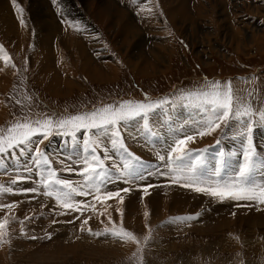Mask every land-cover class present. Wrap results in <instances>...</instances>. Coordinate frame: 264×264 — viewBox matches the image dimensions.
Masks as SVG:
<instances>
[{"label":"rangeland","instance_id":"1","mask_svg":"<svg viewBox=\"0 0 264 264\" xmlns=\"http://www.w3.org/2000/svg\"><path fill=\"white\" fill-rule=\"evenodd\" d=\"M167 1L17 0L21 13L13 7L12 0H0V11L5 12H0V129L17 122L38 128L36 121H52L49 128L40 129L26 144L0 154L4 164L0 168V184L6 186L21 177L20 181L31 180L37 188L42 177L47 176L46 169L51 167L58 178L73 181V186L79 183L75 186L80 187L84 179L75 166L82 163L85 152L101 159L107 156L104 171L118 173L123 151L113 147L110 132L77 129L71 123L60 127L61 121L105 106L118 107L129 101L160 104L150 109L146 118L135 117L117 126L125 146L141 158L139 168L160 166L159 170L167 160L155 157L157 145L152 144L154 150L151 146L143 150L146 142L137 139L155 140L162 126H152L150 118L160 114L165 117L177 106L197 110L205 119L206 114L189 106L195 101L184 99L185 94L209 90L208 86L215 81L222 85L230 83L240 104L264 109V0H171L172 4ZM256 23L263 27L262 31L253 40H241L244 32H254ZM165 57L168 62H164ZM252 120V142L258 152L264 146L259 149L255 137L258 133L264 135V122L258 117ZM131 123H137L138 128L130 130ZM146 123L151 131L145 129ZM233 124L237 125L236 131L230 135L229 126ZM172 127L175 126L169 129ZM242 128V121L232 118L227 126L222 124L211 135L200 139L197 136L188 147L207 149L202 154L207 171H214L221 159L220 151L225 153L224 167L237 168L241 159L237 143ZM85 140L89 141L87 146ZM37 147L47 156L49 165L34 163ZM66 148L71 152L64 151ZM92 148L96 149L94 153ZM75 152L83 155L77 164L67 156ZM29 168L34 176L27 174ZM166 183L165 186H172ZM133 186L131 194L120 192L124 196L122 205L116 198L101 203L94 199L97 194L92 196L89 191V195L76 196L82 200L73 198L81 204L94 205L96 211L92 207L81 211L64 209L52 197L48 205L38 204L43 209L32 200L27 202L28 209H17L21 198L8 199V204L15 207L0 208V220H8L7 234L0 236V264H264V205L238 201L232 209L236 210L233 218L205 215L208 205L204 203L177 206L176 200L166 198L163 218L153 220L156 201L148 198L144 203L145 197L140 193H144L145 186ZM39 192L32 193L38 198L47 197ZM9 194L5 193L6 198ZM0 197L7 201L4 193ZM141 201L143 204L139 205ZM253 205L257 208L254 212ZM140 206L144 208L140 210ZM118 207L123 215L116 211ZM240 209L244 211L241 213ZM189 216L195 218L175 219ZM230 217L233 221H224L221 226L220 220H216ZM85 219L87 225L83 224ZM197 219L202 226L209 223V228L218 227L200 230V223L195 224ZM113 225L131 231L137 242L125 243L110 235L92 234L103 233Z\"/></svg>","mask_w":264,"mask_h":264},{"label":"snow or ice","instance_id":"2","mask_svg":"<svg viewBox=\"0 0 264 264\" xmlns=\"http://www.w3.org/2000/svg\"><path fill=\"white\" fill-rule=\"evenodd\" d=\"M13 7L17 9L18 12L22 13V9L17 6V0H12ZM21 25L24 24L23 19H20ZM0 51H2V46H0ZM5 62H9V58L5 54ZM209 90L201 92H189L183 96L184 99L194 100L195 103L189 106H194L201 112L206 114V118L203 122L199 123L198 127L192 129V134L183 133L178 137L173 138L172 143L165 155L157 153V157L160 161L167 160L170 171L176 173L172 175L171 182L175 184H180L181 187L191 188L193 191L204 193L206 195L216 197L223 201L226 199L236 200V201H255L259 205H264V182L257 183L254 179L256 173H260L264 176V153H258L255 145L252 142V127L251 123H255L252 120L253 117H258L260 122H264V109H253L250 104H240L238 101L230 83H224L215 81L208 86ZM161 103H167L163 101ZM160 104L153 103H140V102H124L118 107L105 106L101 109L92 112L87 115H77L71 117L68 121H61L60 127H64L66 124H73L77 129H99L104 132H110L113 139L111 143L114 148H118L123 151L125 158L122 163V167L117 170L121 177H126L128 180L134 179H144L143 175H138L139 166L141 165V158L135 156L131 153L125 146L123 139L120 136L118 125L122 121H128L135 117L146 118V114L150 109L159 107ZM236 118L242 121L243 128L239 133L240 143H241V159L238 163L237 170L234 177L225 183H220L217 181H210L202 179V173L197 175V170L203 165L204 161L202 154L207 151V149H189L188 144L194 142L196 137H204L206 135H211L217 129L221 128L222 124L227 126L228 122ZM39 125L38 128L32 127L28 122H17L7 129H0V154L6 153L10 149L18 146L24 145L29 142L32 136L38 132L40 129H47L51 126V120L36 121ZM145 129L151 131L148 128L147 123L145 124ZM153 135H155L153 133ZM245 139L247 143H245ZM85 145L89 144L88 140H85ZM99 147L96 141H92ZM220 143L219 140L216 142ZM96 151L92 148V152ZM36 159L34 163L36 165H49V160L47 156L42 152V150L37 147L35 149ZM220 160L217 161V166L213 171V175L219 176L221 171V166L224 163L225 153L220 151L218 153ZM229 156H235L236 153H229ZM108 159L105 156L101 159L97 155H91V159L85 158L84 167L80 173L84 179L85 186L92 188L96 186L97 181L102 182V178L107 177L108 173L104 171L105 163L104 161ZM4 167L2 161H0V168ZM115 167V165H114ZM29 172L31 168L27 169ZM47 176L42 177L40 185L44 189L43 195L47 197H52L56 200L59 207L72 210L81 211L82 208L87 209L92 207L93 211H96L94 205L81 204L76 202L73 198L77 195H89L87 191H83L82 187L73 186V182L67 179H60L57 177L56 171L52 170L51 167L47 169ZM21 177L11 180V184H16ZM148 185L144 188L145 195L148 194ZM38 188L26 189L25 191L36 192ZM97 195L94 197L97 201L103 203L104 201L116 198L119 204L124 203V196L120 192L128 193L129 188H123L116 192H106L100 195V188L95 187ZM13 189L11 187H6L0 184V193H11ZM15 204L0 205V208H6L12 210ZM107 211V209H105ZM117 212L123 215L122 209L117 208ZM102 215L104 213H101ZM145 217L148 216V212L144 213ZM198 215V214H197ZM194 216L189 217H177L175 219H194ZM109 222L111 223V215L109 214ZM84 225L88 224V219L83 221ZM8 226L7 218L0 220V236L6 235V228ZM91 233V229H89ZM93 235H110L113 238L121 242H137L136 237L131 231L125 230L123 226L116 227L113 225L112 228H105L104 232L92 233ZM149 237H145L147 240ZM7 243V241H3Z\"/></svg>","mask_w":264,"mask_h":264},{"label":"bare ground","instance_id":"3","mask_svg":"<svg viewBox=\"0 0 264 264\" xmlns=\"http://www.w3.org/2000/svg\"><path fill=\"white\" fill-rule=\"evenodd\" d=\"M169 1V0H168ZM166 2V3H171L172 4V1L170 0L169 2ZM168 5V4H167ZM166 5V6H167ZM4 4L1 3V7H3ZM242 8V7H241ZM7 10V9H6ZM2 13L4 12L3 9L1 10ZM0 11V12H1ZM5 13V12H4ZM3 15V14H1ZM5 18V17H4ZM4 21V20H3ZM8 23V22H7ZM262 23L263 20H262ZM249 27V26H248ZM252 27V26H251ZM255 27V25H254ZM262 26L259 25L258 23H256V28L254 29V32H251V31H246L244 32L245 33V36L243 35L241 37V40H245V41H250V40H253L255 38V36L257 34L260 33V30L262 31ZM247 29V28H246ZM245 31V30H244ZM165 60L164 62H168V58L166 59V57L163 59ZM207 65V64H206ZM175 109H177L176 111L174 112H171V113H165V117H161L162 115L160 114L159 116L156 117H151L150 121L152 126H157V125H161L162 128L159 129V133H158V137L155 139V140H149V139H143L142 137H140L141 139H137V141H140V140H144L146 142V145L143 144V146L141 147L143 150H145L144 148H147L149 146L153 147L152 144L154 146L157 145V152L156 153V156L157 157V153H160L161 155H165L168 148H169V145L172 143V140H173V137H178L179 135L183 134V133H192V129L194 127H198L199 123L203 122L204 118L202 117V115H200L199 111L197 110H189V109H185V108H181V107H176ZM169 116V118H168ZM155 118V119H154ZM154 119V120H153ZM166 121V122H165ZM172 122V123H171ZM144 125V124H143ZM175 126L174 128L172 127V129H169L170 126ZM142 127V126H141ZM230 127V135L231 134H234L235 133V129L237 127V125L233 124V126L231 127V125L229 126ZM135 128H138L137 127V123H131L130 124V127L129 129L130 130H134ZM142 129V128H141ZM227 129V128H226ZM259 129V128H258ZM146 133V132H145ZM257 133V132H256ZM135 134H138L137 131ZM261 136V137H259ZM150 137V136H149ZM152 137V136H151ZM224 137V136H223ZM97 138V137H96ZM133 138V137H132ZM228 141H234L236 142V139H232V138H229V137H225ZM104 140H108L107 137H103ZM129 139V138H128ZM200 139V137H199ZM256 140H258L257 144H258V147L260 146H264V135H262V133H258L255 137ZM95 140V139H94ZM110 140V139H109ZM133 140V139H132ZM105 142V141H104ZM131 142V141H129ZM197 142V141H196ZM195 142V143H196ZM137 143V142H136ZM138 144V143H137ZM256 144V145H257ZM129 145L131 146V143H129ZM140 145V143H139ZM237 146L241 148V145L240 143L238 142L237 143ZM222 147V146H221ZM259 147V149H261ZM156 148V147H155ZM220 148V147H219ZM235 148H237L235 146ZM63 149V148H62ZM154 150V147L152 148ZM148 150V149H146ZM66 152H71L70 150H68L67 148L64 150ZM83 151V148L81 150V152ZM142 151V150H141ZM151 151V149H150ZM62 152V151H61ZM84 152V151H83ZM260 153H264V150L261 149V151H258ZM66 154V153H65ZM121 154V152H120ZM144 154V153H143ZM148 155H149V152H148ZM147 155V156H148ZM155 155V154H154ZM66 156V155H65ZM67 156H71L73 157V159H69L71 161H73L74 163L77 164V162H79L78 160H81L80 158H82V154H77L76 152L75 153H68ZM151 156V155H150ZM70 157V158H71ZM90 157L91 155L88 154L87 152H85V156H83V161L82 163H80L79 166H75L76 169H80L81 172L83 170V167L85 166L84 165V160L85 158H88L90 160ZM63 158V157H62ZM115 158H118V157H115ZM122 158L124 159L125 158V155L122 153ZM206 159V158H205ZM204 159V160H205ZM119 160H120V157H119ZM159 161V160H158ZM81 162V161H80ZM121 162V160H120ZM112 163V162H111ZM158 163V162H157ZM70 164V163H69ZM160 164V163H159ZM74 165V164H73ZM58 166V165H57ZM66 166V165H65ZM233 165H228V167H224L221 166V171H220V175L219 176H216V175H213V172H210L209 169L208 171L206 170V167L203 165L201 168H199L197 170V175L199 174H203L201 176L202 179H206V180H210V181H217V182H220V183H225L227 181H230L234 175H235V172L237 170V168H232ZM67 168V167H66ZM160 166H155L154 168L151 167V166H146V165H143V168L140 169L139 168V172H138V175H143L144 179H134V180H128V182H125V180L127 179L126 177H121L120 176V173L118 171V173L116 172H112V171H106L108 173L107 177H104L102 178V182L100 181H97V184L96 186H98L100 188V195H103L104 193L106 192H116V191H119L123 188H129L130 191L128 193H125V194H131L133 192V190L135 189V187L133 185L135 184H138L139 183H143V185L146 187L148 186L146 183H149V185H151L150 189H149V192H152L151 194L148 193V197H146L145 195H142L144 194L143 192L140 193L141 196H144L145 197V200L143 201L144 203H146L147 199L150 198L152 201H156V204L153 205V211H152V215H153V220H154V217H156V219H160V218H163V208L166 206V201L165 199H169L171 201H177V206H182V205H188L189 203L192 202V204H196V205H200L202 203L204 204H207L208 206V209L204 211V214L205 215H213V216H221V215H231L232 217L235 216V212L236 210H232L234 209V205L237 204L238 201L236 200H231V199H226V200H219L218 198L216 197H212V196H209V195H206L204 193H200V192H196V191H191L189 189H181V186L180 184H175V183H172L171 182V177L172 175H175L176 173H173L170 171V168H169V165H168V162L166 161V164H165V167L162 168V170H159ZM153 169V170H152ZM211 169V168H210ZM74 170V169H73ZM65 171V170H64ZM148 171H151V174L148 173ZM213 171V169H212ZM30 171V172H27L28 175H31L34 176V173ZM67 172V171H65ZM8 173V172H7ZM46 173H47V170H46ZM43 174V173H42ZM74 174V173H73ZM20 174L17 173V176H19ZM36 175V174H35ZM37 176V175H36ZM35 176V177H36ZM42 176V175H41ZM40 176V177H41ZM72 176V175H71ZM75 176V174H74ZM80 177H82L81 174H79ZM79 176H77L76 178H80ZM26 177V176H25ZM158 177V178H157ZM65 178H69V176L65 177ZM71 178V177H70ZM83 178V177H82ZM157 178V180H156ZM27 179V178H26ZM73 179V178H71ZM254 179L256 180L257 183H259L261 180H264V176H262L259 172L255 174L254 176ZM21 180V179H20ZM18 180L17 181V185L16 184H7L6 186L7 187H11L13 189V192H11L8 197L6 198L5 196V193H4V197L7 199L6 200H3L2 197H0V203H4L5 205L8 204V199L9 200H13V201H18L17 203V209L19 208H22V207H25L26 209H28V204L27 202L32 200L33 203L35 204V206H37L38 204L40 205H43V204H49L52 200V198L50 197H36V195H34L33 193L35 192H30V191H25L26 189L25 188H22L23 186H29L27 189H31L33 188V186L35 185V183H32L31 180L30 181H20ZM82 180V179H81ZM75 181V180H74ZM36 182V181H35ZM38 182V181H37ZM73 182V181H72ZM166 182H169V184H171L172 186H165V183ZM264 182V181H263ZM82 183L84 184V182L82 181ZM76 184H79V183H76ZM75 184V185H76ZM82 184V190L83 191H89L90 193H92V196L97 194L96 193V190H95V187H92V188H89L85 185ZM133 184V185H132ZM167 184V183H166ZM74 185V186H75ZM132 185V186H131ZM168 185V184H167ZM35 187V186H34ZM36 188V187H35ZM38 190L40 191L39 193L42 192L41 188L37 187ZM24 190V191H23ZM44 191V190H43ZM43 193V192H42ZM124 193V192H123ZM155 194H158L157 196H154ZM7 195V194H6ZM11 197V198H10ZM155 197H157V199H155ZM13 198V199H12ZM80 197H74V199H77V200H82L81 198L78 199ZM142 198V197H141ZM149 199V200H150ZM50 201V202H49ZM55 201V200H54ZM108 201V200H107ZM143 202H139V205L140 204H143ZM208 202L210 204H208ZM242 202V201H241ZM240 202V203H241ZM151 203V202H150ZM153 203V202H152ZM235 203V204H234ZM245 203V202H243ZM251 203V202H250ZM175 204V203H174ZM173 204V205H174ZM257 204V203H256ZM38 205V208L40 207V209L44 208L43 206H40ZM242 205V204H241ZM245 205V204H244ZM243 205V206H244ZM176 206V207H177ZM255 206V205H253ZM141 207H139V209L141 210ZM175 207V206H174ZM240 207V206H239ZM248 207V205L246 206L245 205V208ZM249 207H250V204H249ZM261 207V206H260ZM263 207V206H262ZM47 208H49L47 206ZM144 207H142L143 209ZM238 208V207H237ZM242 208V207H241ZM163 209V210H162ZM256 206L254 208H252V212L256 211ZM262 209V208H261ZM242 210V209H240ZM238 211V210H237ZM244 211V209L241 211V213ZM247 213V210L246 212ZM239 214V213H238ZM248 214H251V213H248ZM257 214V213H256ZM261 214V213H260ZM246 215V214H245ZM242 216V215H241ZM126 219H128V215L125 216ZM239 217V216H238ZM237 217V219H238ZM263 217V216H262ZM228 218V217H227ZM234 218V217H233ZM254 218V217H253ZM243 219V217H242ZM199 219L196 220L195 224H198L200 222H198ZM216 220H220V226L223 224L224 225V221H233V219L231 220V217L230 219H227V220H222L221 218L220 219H216ZM237 221V220H236ZM253 221V220H252ZM259 221V220H258ZM165 222H168V220H166ZM217 222V221H216ZM257 222V221H256ZM171 225V223H169ZM219 224V223H218ZM248 224V223H247ZM260 224V223H259ZM210 224L209 223H205L204 226H202V224L200 223V227H198V229L202 230V228L204 229H209V230H213L214 228L218 227V226H213L211 225V228H209ZM250 226V225H249ZM252 226V225H251ZM250 228V227H249ZM254 228V227H253ZM256 228V227H255ZM58 238V237H57ZM55 239V238H54ZM95 243V242H94Z\"/></svg>","mask_w":264,"mask_h":264}]
</instances>
